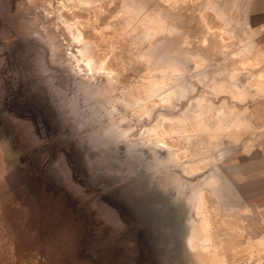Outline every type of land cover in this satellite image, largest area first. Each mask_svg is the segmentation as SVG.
<instances>
[{"label": "rangeland", "instance_id": "rangeland-1", "mask_svg": "<svg viewBox=\"0 0 264 264\" xmlns=\"http://www.w3.org/2000/svg\"><path fill=\"white\" fill-rule=\"evenodd\" d=\"M0 264H264V0H0Z\"/></svg>", "mask_w": 264, "mask_h": 264}]
</instances>
